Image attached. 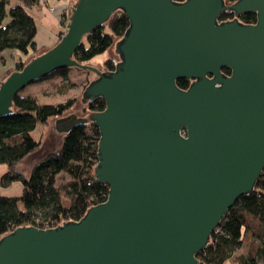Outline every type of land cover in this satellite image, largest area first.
Masks as SVG:
<instances>
[{"label":"water","instance_id":"1","mask_svg":"<svg viewBox=\"0 0 264 264\" xmlns=\"http://www.w3.org/2000/svg\"><path fill=\"white\" fill-rule=\"evenodd\" d=\"M119 10L130 27L111 47L115 69L76 60L84 36ZM223 11L237 17L219 21ZM247 12L256 22L239 20ZM66 67L94 72L81 104L106 106L52 127L99 128L94 174L108 197L79 220L2 235L0 264H199L264 170V0H76L59 41L0 82V116L27 85Z\"/></svg>","mask_w":264,"mask_h":264},{"label":"trees","instance_id":"2","mask_svg":"<svg viewBox=\"0 0 264 264\" xmlns=\"http://www.w3.org/2000/svg\"><path fill=\"white\" fill-rule=\"evenodd\" d=\"M224 1L233 3L237 0ZM40 2L0 0V68L9 63L7 51L11 55L18 51L24 56L16 59L13 67L0 70V82L12 71L22 69L33 54L44 50L35 42L38 28L29 12ZM68 14L63 17L66 21ZM235 17L233 11H223L218 19ZM238 18L244 23H254L257 14L247 12ZM129 27L130 20L122 10L115 12L107 23L84 36L74 58L86 64L108 50ZM63 34L64 31L61 36ZM116 63L112 58L106 59L105 70H114ZM70 68L73 67L61 68L42 79L56 74L67 77ZM223 71L229 73L230 69L225 67ZM177 84L187 88L190 81L178 79ZM74 104V99L42 104L34 96L19 93L13 100L14 113L0 116V165L6 166V171L0 175V187H8L15 181L23 185L19 196L0 195V237L23 225L50 228L65 221L79 220L91 206L107 199L109 185L98 181L94 174L101 133L93 122L79 124L66 132L62 146L34 163L29 175L18 168L19 162L40 145L32 135L37 124L47 123L50 117L63 116ZM88 105L91 112L101 111L106 102L99 97L89 101ZM62 172L70 177L63 189L57 185V176ZM62 190L69 205L64 204ZM244 245L245 248L239 251ZM197 257L199 264H226L232 258L238 264H264V170L253 190L240 196L229 208Z\"/></svg>","mask_w":264,"mask_h":264},{"label":"rangeland","instance_id":"3","mask_svg":"<svg viewBox=\"0 0 264 264\" xmlns=\"http://www.w3.org/2000/svg\"><path fill=\"white\" fill-rule=\"evenodd\" d=\"M54 2L58 1L54 0ZM40 3L41 4L39 5V8L40 6H45L46 8H48L49 12L54 13L58 21L61 23L63 29L65 30L66 26H64V22L67 19H64L63 17L64 14H67V11H69V4L66 3L59 6H52L50 5L49 1H42ZM38 11L45 12V9L42 8ZM56 38V40L59 41V39L61 38V32ZM111 47L103 53L97 55L94 59L87 63L105 70L104 61L106 59L112 58L115 62L117 59H120L118 55L111 51ZM46 49L48 48H44V50L42 51H45ZM39 53L40 52H36V54H33L32 57ZM20 54L18 53L16 55L15 53L14 55H11V52L9 53L7 51L6 55L8 56L9 63L8 65L0 68L1 72L5 71L8 67H13L16 59L24 57L22 54ZM93 75V71L73 67L69 69L67 77L56 74L52 77L38 80L27 85L23 90H21L20 94L34 96L42 104H58L69 99H74L75 104L70 109H68L63 114V116L71 111H76L78 115H87L91 111L89 109V105L87 102L85 104H81L79 99L81 98L85 88L93 78ZM55 118L57 117H50L47 123L39 122L36 128L32 131L33 137L36 140L40 141V145L19 162L18 168L25 174L29 175L34 163L41 160L51 151L57 150L62 146L65 135H59L53 130L52 124ZM5 171L6 166L4 164H1L0 175ZM69 180L70 177L67 173H59L57 176V185L61 189H63V187L67 184V182H69ZM22 192L23 185L20 181H15L8 187H0V195L19 196L22 194ZM62 195L64 204L69 205V201L65 198L63 190ZM228 264L238 263L229 262Z\"/></svg>","mask_w":264,"mask_h":264},{"label":"crops","instance_id":"4","mask_svg":"<svg viewBox=\"0 0 264 264\" xmlns=\"http://www.w3.org/2000/svg\"><path fill=\"white\" fill-rule=\"evenodd\" d=\"M58 2H54V0H49L50 5L52 6H59V5H63V4H69L68 9L70 11V8L72 6V4L76 1V0H57ZM58 4V5H57ZM45 9V12H41L38 11L39 9ZM48 8H46L45 6H34L32 8L29 9V12L31 13V15L35 18L36 23H37V35L35 38V42L37 44L38 48H50L52 47L54 44H56V37L59 35L60 32L64 31L61 23L58 21L57 17L55 16L54 13L52 12H47ZM69 11H67V13H69ZM46 21V22H45ZM16 53V55L20 52H14V54ZM21 55V54H20ZM245 248V245L240 248L239 251H242ZM229 262H233L236 263L233 258L228 260L226 262V264H228Z\"/></svg>","mask_w":264,"mask_h":264},{"label":"flooded vegetation","instance_id":"5","mask_svg":"<svg viewBox=\"0 0 264 264\" xmlns=\"http://www.w3.org/2000/svg\"><path fill=\"white\" fill-rule=\"evenodd\" d=\"M223 72H224V71H223ZM224 73H225V74H230V72H229V73H228V72H227V73H226V72H224ZM190 82H191V81H190ZM88 102H89V100L87 101V103H88ZM60 117H61V116H60Z\"/></svg>","mask_w":264,"mask_h":264},{"label":"built area","instance_id":"6","mask_svg":"<svg viewBox=\"0 0 264 264\" xmlns=\"http://www.w3.org/2000/svg\"><path fill=\"white\" fill-rule=\"evenodd\" d=\"M40 1L42 2V1H47V0H40Z\"/></svg>","mask_w":264,"mask_h":264},{"label":"clouds","instance_id":"7","mask_svg":"<svg viewBox=\"0 0 264 264\" xmlns=\"http://www.w3.org/2000/svg\"><path fill=\"white\" fill-rule=\"evenodd\" d=\"M69 14H70V12H69ZM69 14H68V16H69Z\"/></svg>","mask_w":264,"mask_h":264}]
</instances>
